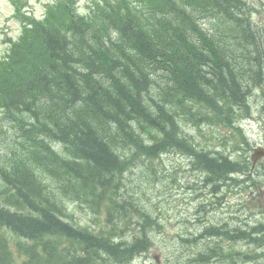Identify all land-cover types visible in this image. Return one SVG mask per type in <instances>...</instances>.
Instances as JSON below:
<instances>
[{
  "label": "trees",
  "instance_id": "16d2710c",
  "mask_svg": "<svg viewBox=\"0 0 264 264\" xmlns=\"http://www.w3.org/2000/svg\"><path fill=\"white\" fill-rule=\"evenodd\" d=\"M22 6L23 34L0 59V116L9 123L0 137L10 144L0 161V230L25 240L21 264L129 263L153 245L156 219L139 203L151 176L130 193L125 171L170 151L195 158L206 181L241 170L196 153L180 125L246 105L242 95L264 76V33L247 32L244 0H92L87 18L62 2L42 21ZM70 204L101 225L80 226ZM11 255L2 233L0 264H13Z\"/></svg>",
  "mask_w": 264,
  "mask_h": 264
},
{
  "label": "rangeland",
  "instance_id": "374dc122",
  "mask_svg": "<svg viewBox=\"0 0 264 264\" xmlns=\"http://www.w3.org/2000/svg\"><path fill=\"white\" fill-rule=\"evenodd\" d=\"M48 1L50 0H30L29 9H31L33 13L38 16L43 13V6ZM86 1L87 0H80V11L85 9ZM262 1L264 2V0ZM250 2L257 7L260 6L258 0H250ZM253 17L256 23L262 20V14L260 12L254 14ZM205 24L206 27L209 26V23ZM260 29H262V27ZM18 33L19 21L14 17V8L12 3L9 0H0V57L5 53L7 48V44L4 41L5 38L16 37ZM262 33H264V28L261 30V34ZM231 57L232 59H235L233 56ZM258 94L259 93L255 92L252 94V98L248 104L249 106L247 107V110L250 109V113H252V119H246L243 123L245 129L244 132L246 133L245 136L251 144H254L255 141H260L261 130L264 125V99L261 94ZM261 105H263V108ZM199 116L200 114L197 113L196 117L199 118ZM199 121L201 120L199 119ZM186 122L183 120L181 121L182 130L185 135L189 136L193 140L197 147L202 146L206 150L211 149L214 151L219 150L229 152L232 156L237 154V150H249L250 145H248V147L246 145L230 146L221 140L214 143H208L207 138L210 135V128L203 127V125L195 127L191 124V122L187 120ZM201 129L203 133L202 137L199 135V130ZM224 133L225 132L222 129L212 131V135L214 137L221 136ZM181 155L182 153L172 151L161 155L160 158L152 164L144 163L141 165L135 163V165H133L126 174V178L124 180L125 186L134 179L145 178L147 175L151 176L149 184L144 186V189L146 190L144 202L147 205H151L154 210L159 208L161 212L159 218L163 227L159 233L155 232L153 234L154 246L149 252L148 258L138 259L136 262L133 261L131 264H154V257L158 258L159 264L165 263L166 258H168L167 263L173 264L174 261L170 260L171 256L179 254L180 249L183 250L186 256H190L189 251L184 247V243L181 242L176 235V233H183V228L188 227L187 224L180 223V220L181 218H188L192 216L194 213L193 211L204 202L209 204L210 202H214V200H212L211 197L197 196L202 193L203 189H194V191L187 189V187L192 186L195 179L194 176L188 172V169L190 168L188 165V159ZM161 164L166 167L163 178L157 170V167ZM195 171L199 172L198 170ZM176 172L178 175V182L174 183L173 179L176 177ZM200 175L204 181L203 175L201 173ZM235 202V198H230V201L225 205H220L217 209L215 208L208 211V216L206 215V218L209 217L210 220L207 225H222L223 223L229 222L230 226H235L234 222L231 223L229 214L232 209L231 205L235 204ZM75 215L78 216L82 222H90L88 221L90 218L88 213L82 214L79 210H76ZM238 227L243 230L250 229L253 225H248L247 222H241ZM200 233L201 232H197L196 238L191 243V246L207 250L203 246L205 239L200 237ZM9 235L11 238L17 237L11 232H9ZM11 244H13V242H11ZM255 249L256 248L253 246V251H255ZM237 262L238 261H236L235 264ZM194 264L199 263L195 261Z\"/></svg>",
  "mask_w": 264,
  "mask_h": 264
},
{
  "label": "bare ground",
  "instance_id": "6f19581e",
  "mask_svg": "<svg viewBox=\"0 0 264 264\" xmlns=\"http://www.w3.org/2000/svg\"><path fill=\"white\" fill-rule=\"evenodd\" d=\"M244 21H248V19H246V20H244ZM243 21V22H244ZM264 28V24H263V26H262V29ZM254 29V30H253ZM262 29H260L259 30V32H260V35H261V30ZM256 30V25H255V23L254 24H252V27L251 26H248V30H247V32H252V31H255ZM239 48V47H238ZM231 49H233V48H231ZM240 49H241V47H240ZM243 49V48H242ZM244 50V49H243ZM242 50V51H243ZM236 51H238V50H236ZM255 51V50H254ZM251 53V52H253V50H244L243 51V53H244V55L243 56H245V54L246 53ZM255 53H257V52H255ZM233 55V57L235 58V57H237L238 55L236 54V53H233L232 54ZM228 56V55H227ZM241 57V56H240ZM237 59V58H236ZM234 61H236V60H234ZM244 61H246V60H244ZM247 62V61H246ZM201 66H203V64H201ZM231 73H233V74H235L234 72H231ZM237 75V74H236ZM229 77V76H228ZM231 77V76H230ZM236 78V77H235ZM237 79L238 80H240L241 79V76H239V75H237ZM262 79H264V76H262L261 77V79H260V81H259V85L258 86H256L255 87V85L254 86H252V90H251V93H250V95L248 96V95H242V101H246V105H244V106H240V107H238V108H247L249 105V102H250V100H251V98H252V94L255 92V93H259V94H261V96L263 97V99H264V80H262ZM220 92H223V91H220ZM238 92V91H237ZM235 94V92L234 93H232V92H230V91H226V92H223L222 93V95L223 96H220L221 97V99H223V98H225V99H227V100H232L233 98H232V96H235L234 95ZM258 94V95H259ZM232 95V96H231ZM238 95V94H237ZM215 97V96H214ZM216 97H218V95H216ZM219 97V98H220ZM236 97V96H235ZM218 98V99H219ZM216 100V99H215ZM212 98L210 97V99H208L207 100V104H212ZM261 107L263 108V105H261ZM197 111H199V110H197ZM202 111V110H201ZM222 111H226V110H222ZM221 111V112H222ZM223 113V112H222ZM221 113V114H222ZM197 115V114H196ZM196 115H194L195 116V119L196 120H198L199 121V119L201 120L202 119V116L200 115L199 116V118H197L196 117ZM228 116L229 117H231L230 116V114H228ZM192 119H194L193 117H192ZM194 119V120H195ZM202 121H203V119H202ZM208 121V120H207ZM191 122V121H190ZM206 122V121H205ZM207 123V122H206ZM191 124L193 125V126H198L199 127V122H195V123H192L191 122ZM209 124V123H208ZM201 126V125H200ZM207 128H211V126H208ZM194 146V148H195V152L196 153H201V152H209V153H211L213 156L214 155H216V154H220V155H223L224 157H228L229 158V160H231L232 161V155L229 153V152H224V151H219V150H211V149H205L204 147H202V146H199V147H197L196 145H193ZM247 147H248V145H246ZM197 147V148H196ZM252 146H250L249 147V149L251 148ZM170 152H172V151H170ZM167 153V152H166ZM165 153V154H166ZM190 157V156H189ZM191 168H193L194 170H198L202 175H203V177H204V182L205 183H210V182H212V181H206L205 179L207 178V176H206V174H204L203 173V171H201L200 169H199V167L196 165V159L194 158V160L190 157V161H189V164H188ZM133 166V165H132ZM132 168V167H131ZM129 170V169H128ZM127 172L128 171H125V175H124V177H123V182H124V180H125V178H126V174H127ZM231 174V177H232V173H230ZM230 174H228V175H230ZM210 178V177H209ZM3 184H4V182H3ZM124 185V184H123ZM125 186V185H124ZM7 190V188H5V191ZM210 213V212H209ZM208 216V215H207ZM222 222V221H221ZM220 222V223H221ZM216 223V222H215ZM248 224V223H247ZM219 225V224H218ZM249 225V224H248ZM243 230H246V231H248L249 233H251V234H254L255 236H258V235H260V233H258L257 232V230L255 229V227L253 226V227H251L250 229H243ZM12 233V232H11ZM13 234V233H12ZM15 236H17L16 234H14ZM17 237H19V236H17ZM200 237H202V238H206V233H204V232H201L200 233ZM234 240L235 241H242L243 240V236L242 235H240V234H238V235H235L234 236ZM255 242H257V241H255ZM260 243L262 244V246H263V248H264V239L263 240H261L260 241ZM256 249H255V253H258L257 254V259L256 258H252L251 260H250V262H249V264H259V260L261 261V263L262 264H264V251H262V252H260L259 253V250H260V248L257 246V245H255L254 246ZM230 258V256L228 255V259ZM236 261H238L237 263H241V261L240 260H237V259H235V258H232V262H236ZM196 262H198L199 264H202L203 262H201V260H198V261H196Z\"/></svg>",
  "mask_w": 264,
  "mask_h": 264
},
{
  "label": "water",
  "instance_id": "95a60500",
  "mask_svg": "<svg viewBox=\"0 0 264 264\" xmlns=\"http://www.w3.org/2000/svg\"><path fill=\"white\" fill-rule=\"evenodd\" d=\"M260 155H263L262 151L260 149L256 150L255 151V156H260Z\"/></svg>",
  "mask_w": 264,
  "mask_h": 264
},
{
  "label": "flooded vegetation",
  "instance_id": "af4514ba",
  "mask_svg": "<svg viewBox=\"0 0 264 264\" xmlns=\"http://www.w3.org/2000/svg\"><path fill=\"white\" fill-rule=\"evenodd\" d=\"M262 161H264V159H262V160L258 161V164H259L260 162H262ZM259 166H263V165H259Z\"/></svg>",
  "mask_w": 264,
  "mask_h": 264
}]
</instances>
